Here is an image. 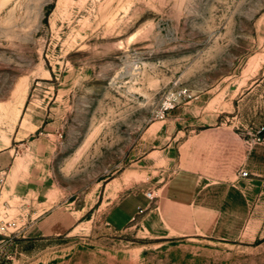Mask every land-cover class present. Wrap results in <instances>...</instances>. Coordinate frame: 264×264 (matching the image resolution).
I'll return each instance as SVG.
<instances>
[{"label": "rangeland", "instance_id": "rangeland-1", "mask_svg": "<svg viewBox=\"0 0 264 264\" xmlns=\"http://www.w3.org/2000/svg\"><path fill=\"white\" fill-rule=\"evenodd\" d=\"M262 127L264 0H0V264H264V145L214 238L106 220Z\"/></svg>", "mask_w": 264, "mask_h": 264}, {"label": "crops", "instance_id": "crops-1", "mask_svg": "<svg viewBox=\"0 0 264 264\" xmlns=\"http://www.w3.org/2000/svg\"><path fill=\"white\" fill-rule=\"evenodd\" d=\"M223 152V160L207 170L211 171L210 174L181 171L164 186L163 194H155L153 201L145 194L122 198L108 213L107 224L120 232L137 216L150 211L149 215H157L166 230L176 238H214L216 233L226 229L223 225L235 215L236 185L248 182L253 174V151L246 153L243 150L239 158L234 148L229 147ZM242 165L249 173L246 178L237 176ZM141 209L143 213H140Z\"/></svg>", "mask_w": 264, "mask_h": 264}, {"label": "built area", "instance_id": "built-area-1", "mask_svg": "<svg viewBox=\"0 0 264 264\" xmlns=\"http://www.w3.org/2000/svg\"><path fill=\"white\" fill-rule=\"evenodd\" d=\"M184 95L187 94V91H184L183 93ZM170 102V101H168ZM168 103H165L163 105V112H167L169 110L170 107H168ZM171 108H174V106H172ZM257 145H264V127H262L259 131H258V134L255 136V138L251 139V140H247L246 141V146H245V151L246 153H250L254 150V148L257 146ZM237 176L238 177H242V178H246L249 176V173L247 171L244 170V165H242L238 171H237ZM145 196L153 201L155 198H156V195L155 193H152V192H148V193H145ZM144 210H140V213H143ZM8 228L3 226L1 228L2 231H5L7 230Z\"/></svg>", "mask_w": 264, "mask_h": 264}]
</instances>
